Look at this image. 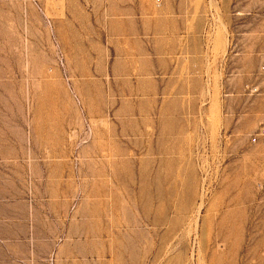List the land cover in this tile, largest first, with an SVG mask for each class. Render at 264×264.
<instances>
[{
  "label": "rangeland",
  "instance_id": "rangeland-1",
  "mask_svg": "<svg viewBox=\"0 0 264 264\" xmlns=\"http://www.w3.org/2000/svg\"><path fill=\"white\" fill-rule=\"evenodd\" d=\"M0 264H264V0H0Z\"/></svg>",
  "mask_w": 264,
  "mask_h": 264
}]
</instances>
